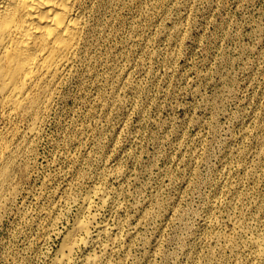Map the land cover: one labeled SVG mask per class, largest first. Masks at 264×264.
I'll use <instances>...</instances> for the list:
<instances>
[{"label":"rangeland","instance_id":"374dc122","mask_svg":"<svg viewBox=\"0 0 264 264\" xmlns=\"http://www.w3.org/2000/svg\"><path fill=\"white\" fill-rule=\"evenodd\" d=\"M83 5L38 120L0 105V264H264V0Z\"/></svg>","mask_w":264,"mask_h":264},{"label":"bare ground","instance_id":"6f19581e","mask_svg":"<svg viewBox=\"0 0 264 264\" xmlns=\"http://www.w3.org/2000/svg\"><path fill=\"white\" fill-rule=\"evenodd\" d=\"M84 10L83 0H0V105L4 111L38 120L74 63L85 29ZM0 151L1 190L13 150L5 143ZM93 193L103 199L101 191ZM88 195L79 212L86 219L78 217L63 239L62 249L68 253L76 244L95 241L89 231L93 216ZM98 229L102 232L103 226ZM77 234L83 237L78 239Z\"/></svg>","mask_w":264,"mask_h":264}]
</instances>
